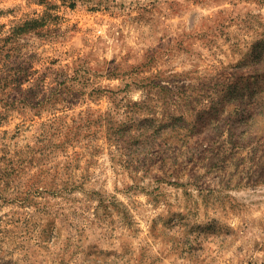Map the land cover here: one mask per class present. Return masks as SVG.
Masks as SVG:
<instances>
[{
  "label": "rangeland",
  "instance_id": "1",
  "mask_svg": "<svg viewBox=\"0 0 264 264\" xmlns=\"http://www.w3.org/2000/svg\"><path fill=\"white\" fill-rule=\"evenodd\" d=\"M0 264H264V0H0Z\"/></svg>",
  "mask_w": 264,
  "mask_h": 264
},
{
  "label": "trees",
  "instance_id": "2",
  "mask_svg": "<svg viewBox=\"0 0 264 264\" xmlns=\"http://www.w3.org/2000/svg\"><path fill=\"white\" fill-rule=\"evenodd\" d=\"M58 186H61L62 189L70 190L74 188H83V183H77V181L72 180L70 177L61 178L59 182H55V179L51 180V188L57 189Z\"/></svg>",
  "mask_w": 264,
  "mask_h": 264
}]
</instances>
